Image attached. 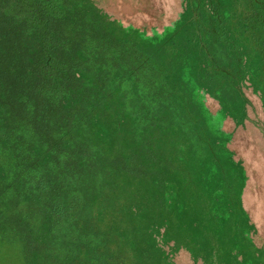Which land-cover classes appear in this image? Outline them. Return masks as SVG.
<instances>
[{"label": "rangeland", "instance_id": "rangeland-1", "mask_svg": "<svg viewBox=\"0 0 264 264\" xmlns=\"http://www.w3.org/2000/svg\"><path fill=\"white\" fill-rule=\"evenodd\" d=\"M260 1L51 4L72 33L84 28L91 48L63 57L46 48L55 61L43 92L63 111L50 108L61 148L85 150L77 163L63 152L55 164L49 143L16 127L0 104V264H264ZM8 15L30 52L42 51L36 26ZM143 51L144 63L161 70L149 80L147 70L136 74ZM182 161L191 171L186 194ZM89 169L119 187L117 196L100 174L84 180L85 213L90 198L94 209L117 199L91 217L93 231L67 210ZM54 204L63 219L51 213ZM79 229L84 241H76ZM90 233L112 237L107 253L88 242Z\"/></svg>", "mask_w": 264, "mask_h": 264}, {"label": "trees", "instance_id": "trees-1", "mask_svg": "<svg viewBox=\"0 0 264 264\" xmlns=\"http://www.w3.org/2000/svg\"><path fill=\"white\" fill-rule=\"evenodd\" d=\"M53 2H56V0H0V104L8 106L9 119L15 122L16 127L20 128L18 125L25 126L24 129H28L27 135L29 137H36L41 142V146L49 143L54 149L53 161L55 164H58L60 157L62 158L63 156L60 155L63 152H69L67 155L69 157L73 156L72 163H77L78 159L75 153H80L85 148L80 147L82 150L79 149V151H68L61 148L59 140L55 138L60 133L59 126L57 123L55 124V120L50 114V108H56L61 113L63 111L50 101L48 102L43 96V92L47 89L46 87L48 85L45 77L46 65L51 66L55 61L53 57L47 54L46 48H53L56 57H63L67 51H70V53H86L91 48L87 47L88 41L85 37L86 31H84V28L72 33L70 21L61 18L56 12L51 10V4ZM260 2L263 1L261 0ZM9 12H12L14 16L25 17L26 20L28 19L36 26L37 32L41 36L44 44L42 51L31 53L29 48L23 44V38L14 28L12 17L8 15ZM144 52H140L142 53L141 56H136L141 61L136 74L142 77V73L147 70V79L149 80V76L151 77L155 73L159 75L161 70L154 65H146L144 63ZM86 57L88 58V56ZM154 69H158V71L156 72ZM144 81L146 79L142 78L139 82ZM148 85L146 91L152 85L151 80L148 81ZM141 99L142 97H137L134 100L139 103V101H142ZM179 164V167H182L183 174L185 175L181 189L185 188L184 194H186L189 191V184L191 183L189 182L191 179L188 178L190 177L188 175L191 171L190 169L187 171V168L183 165L184 161ZM25 169L27 168L25 167L23 170ZM22 174L23 171L18 174L17 178L22 176ZM99 174L103 180V188H106L107 192H112L116 186V195L118 196L119 187L113 182H106L102 170L89 169L83 172L82 190H80L79 184L77 187V189L79 188L77 195H73L71 198H77L75 207L71 206L67 208L69 211L74 209L71 215L81 219L82 224L89 226V229L87 228L88 231H93L91 217L94 216L95 212L102 209L110 211L117 206L116 199L114 205L108 209L102 204H98L97 208L94 209L92 204L93 198H90V209L85 213L87 204H85L84 200V180L86 181L87 178L97 179ZM38 185L43 189L47 187L45 179L38 181ZM64 186H66V183ZM69 193L70 191L66 194V197ZM94 199L99 203L96 197ZM105 203L104 201L103 204ZM52 210L51 213L58 220L63 219L64 207L59 204H54ZM91 234L88 242L93 241L96 247L99 246L100 253H107L108 244L113 241L112 237L104 233L98 235L94 233L95 235L92 236ZM84 238L85 232H82V229L77 230L76 241L78 239L84 241ZM66 254L69 256L72 255V253ZM125 254L127 253H117L119 257H124Z\"/></svg>", "mask_w": 264, "mask_h": 264}, {"label": "bare ground", "instance_id": "bare-ground-1", "mask_svg": "<svg viewBox=\"0 0 264 264\" xmlns=\"http://www.w3.org/2000/svg\"><path fill=\"white\" fill-rule=\"evenodd\" d=\"M246 87V86H245ZM246 144V143H245ZM258 148V147H257ZM259 152V151H258ZM207 158V157H206ZM234 206H235V204H234ZM236 213V212H235Z\"/></svg>", "mask_w": 264, "mask_h": 264}]
</instances>
